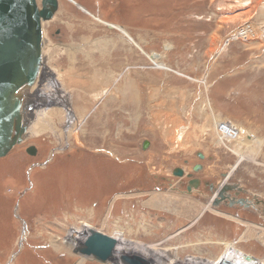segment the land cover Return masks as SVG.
<instances>
[{
  "label": "rangeland",
  "instance_id": "374dc122",
  "mask_svg": "<svg viewBox=\"0 0 264 264\" xmlns=\"http://www.w3.org/2000/svg\"><path fill=\"white\" fill-rule=\"evenodd\" d=\"M58 4L44 24L55 79L29 92L44 106L42 128L35 119L0 159V264H119L74 252L68 242L85 226L166 261L212 262L230 243L264 261V208L211 212L210 199L175 191L172 177L201 164L205 180L227 178L264 202V0ZM243 26L247 41L234 37ZM224 121L239 140L218 141Z\"/></svg>",
  "mask_w": 264,
  "mask_h": 264
},
{
  "label": "water",
  "instance_id": "95a60500",
  "mask_svg": "<svg viewBox=\"0 0 264 264\" xmlns=\"http://www.w3.org/2000/svg\"><path fill=\"white\" fill-rule=\"evenodd\" d=\"M57 9L58 0H0V158L25 141L31 123L36 119L34 111L37 108L29 96L30 91H24V99L20 89L31 88L37 78L36 85L54 78L42 52L41 24L52 19ZM146 146L144 143L143 148ZM26 151L34 155L35 148L29 146ZM199 157L203 155L199 154ZM174 175L181 176V170ZM191 186L192 182L187 186L188 195ZM230 189L224 187L221 198ZM115 244L114 238L91 229L74 252L104 263L110 258ZM244 258L255 261L250 255H244ZM123 259L132 263L126 256Z\"/></svg>",
  "mask_w": 264,
  "mask_h": 264
},
{
  "label": "bare ground",
  "instance_id": "6f19581e",
  "mask_svg": "<svg viewBox=\"0 0 264 264\" xmlns=\"http://www.w3.org/2000/svg\"><path fill=\"white\" fill-rule=\"evenodd\" d=\"M39 1V0H38ZM58 3H59V0H58ZM81 7V6H80ZM58 9H59V4H58ZM58 9H57V11L55 12V14L53 15V17H52V19H50V20H48V21H46V22H44V23H42L41 24V29H42V42H43V49H42V52H43V54H44V57L47 59V57H46V52H47V47H48V38L46 37V34H45V32H44V24L45 23H50L53 19H54V17H55V15H56V13L58 12ZM236 15H238V14H233L232 16H228V17H232V18H234V17H236ZM226 17V16H225ZM111 27H112V25H111ZM240 31V30H239ZM246 31V30H245ZM152 59H153V61L154 62H156L157 60H158V55H152ZM48 60V59H47ZM46 60V61H47ZM156 64H159V65H162L161 63H157L156 62ZM47 65H48V63H47ZM159 67V66H158ZM164 67V66H163ZM55 77V76H54ZM38 79L39 78H37V80H36V82L32 85V87L31 88H29V87H23V88H21L20 89V94L22 95V97L24 98V99H26V97H25V95H24V91L25 90H27L28 92L29 91H31L32 89H34L37 85V81H38ZM55 79V78H54ZM54 84V83H53ZM37 88H39V87H37ZM31 93V92H30ZM29 93V94H30ZM32 94V93H31ZM33 96V95H32ZM41 96V95H40ZM39 96V97H40ZM38 103V102H37ZM66 105H67V103H66ZM36 108H38V109H36V112H34L35 114V118H36V120H35V122H34V124H36V126H40V128H42V126H41V123H40V118H39V114L40 113H42L43 114V111H45L44 110V106H43V104H42V102H39V104H38V106L36 105ZM32 128V127H31ZM230 127H228L227 129L226 128H224V127H222V128H220V132H219V130H218V125H217V128L215 127V133H216V135L219 137V135L220 136H223V137H225L226 139L225 140H227V141H234V142H236L237 140H239L240 139V136H241V132L237 129V132L234 134V133H232V132H229V130H231V128L229 129ZM30 130V129H29ZM28 131V130H27ZM34 131V130H33ZM220 133V134H219ZM32 134H34V133H32ZM32 136H34V135H32ZM246 136V135H245ZM244 136V137H245ZM218 141L220 142H223L222 140H220V139H218ZM220 142V143H221ZM21 145V144H20ZM11 153V152H10ZM10 153H8L7 155H6V157L10 154ZM5 157V158H6ZM204 157L206 158L207 157V155H205V153H204ZM1 159V158H0ZM205 161V160H204ZM207 166H208V164H207ZM233 168V167H232ZM192 170V169H191ZM189 172H191V171H189ZM188 171H186L185 170V173L183 172V175H187V173H189ZM207 172L211 175V176H214V173H213V169H208L207 170ZM223 173H225L227 176H229L230 174H231V170H227V171H222ZM211 173H213V174H211ZM216 174H220V173H216ZM184 176V177H185ZM182 179H184V178H181V180ZM222 181L223 179H218V182L219 181ZM223 182H226V181H223ZM221 184V183H220ZM175 191H180L179 189H175ZM194 188H192V192L194 193ZM181 193H183V194H186V191H184V192H181ZM205 194H207V193H204V195ZM202 195H203V193H202ZM206 197V196H205ZM256 206V205H255ZM218 210H220V207H218V208H212L210 205H209V211H211V212H215V211H218ZM262 210V208L260 207V211ZM208 213V212H207ZM262 214V213H261ZM203 215V214H202ZM201 215V216H202ZM201 216H200V219H202L201 218ZM206 219V218H205ZM202 221V220H201ZM199 222H200V220H199ZM216 224H217V222H216ZM217 227V226H216ZM89 226H85V228H82V229H79V231L77 232V234L76 235H74V234H72L73 236H74V238H75V241H69L68 243H69V245L71 246V247H76V246H78V245H80L81 243H83V241L85 240V238H86V236H87V234H89ZM86 231H87V233H86ZM97 232V231H96ZM75 233V232H74ZM98 233H101V232H98ZM86 234V235H85ZM101 234H103V233H101ZM105 235V234H104ZM109 237H112V238H114L115 240H116V245L114 246V248L112 249V251H111V256H110V258L109 259H107V261H110L111 259L112 260H114L115 262H119V264L121 263L122 264V261H121V259L123 258V256H128V255H132V254H137V255H139V256H141V257H143V259H145V261H147V263L148 264H223V263H225V262H227V261H232L233 263H236V264H264V261H260V260H257L256 258H255V256H254V258H255V261H246L245 260V258H244V255H250V254H246V253H243L241 250H238L236 247H234L233 246V244H227V246H226V249H225V252L221 255V256H219L218 258H217V260H214V261H212V262H208V261H206V260H203V259H198V258H195V257H187L186 259H185V261H181L178 257H177V255H175V258L174 259H170L169 261H166L167 259L165 258V256L164 255H161L160 253H157V252H155V250L152 248L151 249V247L150 248H148V247H146V246H139L137 243H135V244H132V243H127L126 242V240H123V238H122V236H121V234H119V233H114V235L113 236H109ZM79 247V246H78ZM113 256V257H112ZM250 256H252V255H250ZM112 257V258H111ZM253 257V256H252ZM123 260V259H122ZM84 260H79V261H77L76 262V264H84ZM231 262V263H232Z\"/></svg>",
  "mask_w": 264,
  "mask_h": 264
},
{
  "label": "flooded vegetation",
  "instance_id": "af4514ba",
  "mask_svg": "<svg viewBox=\"0 0 264 264\" xmlns=\"http://www.w3.org/2000/svg\"><path fill=\"white\" fill-rule=\"evenodd\" d=\"M199 154L200 153L196 154L199 159L205 158V157L200 158ZM199 162H201V161L199 160ZM197 166H199V167H197ZM192 169H193V172L191 170V172L187 173L186 176L183 175V172L185 173V170L180 168V167H176L172 170V177L176 178L175 183L177 184V188H179V190H181L183 192L186 191L188 184L192 182V186L190 188V192H191L192 196L195 195L197 197V199H205V198L210 199L209 205L212 208L213 207L214 208H218V207L222 208V206H223V207H225V209L226 208L227 209H233L232 214L235 218H240L241 211L262 213L261 212L262 210L260 211V207L262 209L264 208V202L258 196L253 195V194H249L250 192L248 191L249 192L248 193L247 189H244V187L241 184L230 183L229 180L227 181V178L223 179L222 181H219V182H218V179H219L218 178L216 183L205 180L204 178H202L199 175V172L203 170V166L201 164L194 165V167ZM179 170H181L182 175L181 176L174 175V173L179 171ZM227 170H232V166L230 165ZM222 176L226 177L227 175L225 176V173H224L221 175V177ZM178 177L179 178L182 177L186 180L185 181L181 180V182L179 181L180 184L178 185V182H177ZM228 177H230V175ZM166 181H167V184L171 183L170 177H169V180H166ZM223 181H226V182H223ZM224 187H230L231 189L222 195L224 198H221L220 192ZM192 188H194V190L196 191L195 194H193ZM199 191L201 193H199L200 195L198 196L197 192H199ZM203 192L207 193V194L204 195ZM202 193H203V195H202ZM202 197H204V198H202ZM240 199L243 201H241L239 203L238 200H240Z\"/></svg>",
  "mask_w": 264,
  "mask_h": 264
},
{
  "label": "built area",
  "instance_id": "2783aa9c",
  "mask_svg": "<svg viewBox=\"0 0 264 264\" xmlns=\"http://www.w3.org/2000/svg\"><path fill=\"white\" fill-rule=\"evenodd\" d=\"M246 30V31H245ZM250 26H247L246 28L243 26V28H242V30H240L237 34H235L234 35V37H236L237 39L240 37V39L239 40H241L242 39V41H247L248 40V38H249V36H250ZM243 37V38H242ZM217 125H218V130H219V132H220V128H222V127H224V128H228V127H230L231 128V130H229V132H232V133H236L237 132V129H236V127L234 126V125H232L231 123H229V122H227V121H224V122H218V123H216L215 124V127L217 128ZM229 128V129H230ZM220 134V133H219ZM218 139H220V140H222V141H227V140H225L226 138L225 137H223V136H220L219 135V137H217ZM191 195V194H190ZM190 195H188V196H190Z\"/></svg>",
  "mask_w": 264,
  "mask_h": 264
},
{
  "label": "crops",
  "instance_id": "0c3cea01",
  "mask_svg": "<svg viewBox=\"0 0 264 264\" xmlns=\"http://www.w3.org/2000/svg\"><path fill=\"white\" fill-rule=\"evenodd\" d=\"M181 130H182V127H179V128H176V127H175V128L173 129V134H175V136L178 134V136L181 138V137L183 136V135H182V134H183V133H182L183 131H181Z\"/></svg>",
  "mask_w": 264,
  "mask_h": 264
}]
</instances>
